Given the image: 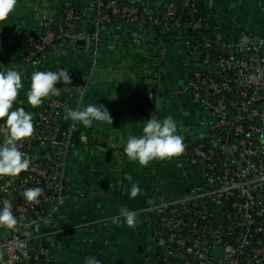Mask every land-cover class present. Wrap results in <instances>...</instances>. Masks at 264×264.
Here are the masks:
<instances>
[{"label": "built area", "instance_id": "built-area-1", "mask_svg": "<svg viewBox=\"0 0 264 264\" xmlns=\"http://www.w3.org/2000/svg\"><path fill=\"white\" fill-rule=\"evenodd\" d=\"M189 1L171 0L165 12L168 28L182 37L185 29L219 30L202 14L197 0H191L189 13L198 19L183 21L178 13ZM65 14L58 33H40L21 54L32 60L58 38L75 49L78 42H85L94 51L93 67L67 94L51 97L41 105L34 127L44 125L45 132L20 145L31 157L27 173L14 180H0V198L12 200L14 213L21 218L15 230H0V252L5 253L2 264H28L32 257L49 260L42 243L59 226L67 200L68 159L77 130L71 121L64 122L65 108H75L78 91L83 88L87 94L94 80L100 39L106 28H113L107 23L114 17L125 18L128 25L138 27V34L148 23H159L158 18L140 15L133 5L121 7L117 0L92 1V32L76 33L75 11L68 9ZM52 19L41 23H51ZM215 41L221 52L211 61L204 58L211 47L209 40L194 41L191 46L201 53V60L192 67L186 91L207 116V131L184 141L182 160L193 174V183L180 197L155 209L163 248L182 264H264V38L246 32L241 34L242 42L232 43L218 32ZM62 126L68 131L61 133ZM35 144L38 149L32 148ZM8 180H12L11 185ZM32 187L42 189L35 205L22 197L24 189ZM32 240L40 243L33 247Z\"/></svg>", "mask_w": 264, "mask_h": 264}, {"label": "crops", "instance_id": "crops-1", "mask_svg": "<svg viewBox=\"0 0 264 264\" xmlns=\"http://www.w3.org/2000/svg\"><path fill=\"white\" fill-rule=\"evenodd\" d=\"M92 1L18 0L7 21L0 22V71H4L7 56L16 44L30 43L28 33L44 19L59 17L66 7L81 8L86 12L85 21L91 22ZM138 1L159 5L162 0ZM197 1L202 14L212 26L230 35L232 43L242 42L241 34L246 32L264 38V0ZM151 33L138 34L122 23L104 30L99 64L84 103L103 104L109 109L113 123H94L90 128L77 126L85 146L74 147L68 159L67 200L59 226L42 243L49 260L32 257L28 264H85V259L91 256L101 264H182L164 250L160 238L158 241L154 238L151 214L164 201L180 197L193 183V174L184 165L182 156L153 161L147 167L130 162L123 153L122 141L130 133L140 134L148 118L163 119L168 115L187 129L181 133L185 141L207 131L204 132L207 116L186 91L192 66L185 39L176 31L165 35L159 57L165 67L156 78L152 63L156 56L155 34ZM81 45L82 48L76 49L63 45L60 53L40 60L31 68L24 67L20 58H14L12 63L24 73V88L18 100L25 102L14 104V108L24 106L34 114L35 108L27 105L25 95L34 71L68 69L72 83L58 82L60 95L78 85L93 67L94 51L85 42ZM127 176L132 177L131 182ZM133 182L142 190V195L135 199L129 196ZM122 208L137 212L135 228L124 223L120 216ZM117 216L120 222L113 223L112 218Z\"/></svg>", "mask_w": 264, "mask_h": 264}, {"label": "clouds", "instance_id": "clouds-1", "mask_svg": "<svg viewBox=\"0 0 264 264\" xmlns=\"http://www.w3.org/2000/svg\"><path fill=\"white\" fill-rule=\"evenodd\" d=\"M18 0H0V22L7 21L10 13L17 6ZM24 73L16 67H8L0 71V180L10 177L13 180L20 174L27 173L31 164V157L21 150L20 145L26 143L27 138L34 135V122L31 111H26L24 101H19L20 90L24 88ZM69 85L72 79L69 70L58 68L55 71H34L30 77V87L26 91V103L31 108L40 107L46 99L58 97L61 88L57 83ZM66 91L68 89H65ZM79 100L75 108H65L64 119L72 122V128L78 125L90 128L94 123L98 125L112 124V116L103 104L84 103L86 90L78 91ZM187 132L183 125L178 124L172 115L163 119L152 116L144 123L140 134H129L122 141L123 153L130 162H138L141 167L149 166L150 162L179 158L185 151L184 135ZM264 142V137L261 138ZM132 181L131 176H127ZM12 180L7 184L11 185ZM142 195L138 183H131L129 196L135 199ZM42 196L40 187L25 188L22 197L29 205L39 203ZM120 216L129 228H135L138 214L127 208H122ZM120 216L113 217V223L120 222ZM21 218L14 213L12 200L0 198V230L13 231L20 226ZM30 235V233H26ZM5 253L0 252V264ZM85 264H101L95 256L85 259Z\"/></svg>", "mask_w": 264, "mask_h": 264}, {"label": "trees", "instance_id": "trees-1", "mask_svg": "<svg viewBox=\"0 0 264 264\" xmlns=\"http://www.w3.org/2000/svg\"><path fill=\"white\" fill-rule=\"evenodd\" d=\"M104 1H109V0H104ZM117 3L121 7L131 6V5L137 7L139 12H140V15H143L144 17L153 16L155 18H158V20H159L158 24L148 23L142 32V33H144L147 31H151V32H154V34H155L153 42H154V45L156 47V56L152 60V63L154 64V68H155L154 75L157 78L158 75H160L161 69H163L165 67L164 63L161 62V64H160V62H159L160 61L159 57H160V54L162 53V49H163V45H164L165 35L171 31H173L171 28L167 27V23H168L167 21H169V20L165 19L166 8H167L168 4L171 3V0H162L159 5L147 4V3H143V2L138 1V0H117ZM191 4H192V2L190 0L189 4L182 11H180V13H178V16H181L183 21H195L198 19L197 15L189 13V9H190ZM68 9H73L75 11L77 17H78L77 19L74 20V24H75L74 31L76 33H79L81 31L92 32V30H93V28L91 27L92 21L91 22L85 21L86 12L83 11L79 7L68 6L64 10H62L59 17L53 18L51 21H49L51 23H48V22L40 23L35 30L30 31L28 34L31 36V43H34L35 41L38 40L40 33H45L48 30H52L55 33H58V30H57L58 25L62 24L63 21L66 19L65 11ZM106 12H109V11L106 10ZM171 21H172V19H171ZM118 23L127 24V20L125 18H122V17H114V18H112V20L110 22L107 23V26L108 25L109 26H116ZM129 26H131L136 32L139 31L137 26H134V25H129ZM21 32H25V30H21ZM218 32L222 33L226 39L230 40L231 36L226 35L220 29L215 30V29H204V28H202V29H199L197 31H192L191 29H185L182 32V35H183V38L185 39V41L191 40V41L187 42V45L189 48V60H190V64L192 67H194L196 65V63L193 62V53L195 50L193 48H191L192 43H194V41H198L200 43H203L206 39L209 40L211 42V47L209 48L208 52L205 54L204 58L209 57V59L211 61L213 59L215 60L218 57L219 51L221 52L219 42L215 41V37H216V34ZM12 37H14V39L17 38L16 35H13ZM29 44L30 43L22 44L21 46L16 44V46L14 47V50H12L7 56L6 63L4 66V70H6L8 67H18V66L13 64L14 58H16V57L20 58L22 60V63H23L22 65L24 67L31 68L34 65H36L40 60L49 58L56 53H60L61 49H62L61 47L63 45H68L65 40L58 38V39L54 40V42L51 43L44 50L43 53L38 54L32 60L28 61L24 58V56L21 53H22V50H24L27 47H30ZM76 46H77V48H82L81 42H78L76 44ZM198 49H200V48L198 47ZM41 110H42L41 106L38 108H35L34 114H33V122H35V120L37 119V116L41 112ZM45 130H46V128L44 125L40 128L34 127V135L43 134L45 132ZM67 131H68L67 126L61 127V133H65ZM80 145L85 146L81 143V133H80V130L77 129L76 130V137L74 138V141H73V148L80 146ZM87 146H89V145H87ZM32 148L38 149L36 144H35V146L33 145ZM45 149H48V148H45ZM151 223H152V233H153L154 238L157 239V241H158V238H160L163 241V234L160 231L159 212L155 211V212H153V214H151ZM39 241L40 240H32V242H31L32 246L33 247L38 246V244L40 243ZM163 246H164V242H163Z\"/></svg>", "mask_w": 264, "mask_h": 264}, {"label": "water", "instance_id": "water-1", "mask_svg": "<svg viewBox=\"0 0 264 264\" xmlns=\"http://www.w3.org/2000/svg\"><path fill=\"white\" fill-rule=\"evenodd\" d=\"M201 60V53L199 51H194L193 53V62L199 63ZM59 139H61V136H59Z\"/></svg>", "mask_w": 264, "mask_h": 264}, {"label": "rangeland", "instance_id": "rangeland-1", "mask_svg": "<svg viewBox=\"0 0 264 264\" xmlns=\"http://www.w3.org/2000/svg\"><path fill=\"white\" fill-rule=\"evenodd\" d=\"M198 109H199V108H198ZM206 129H207V126L204 127V132H205Z\"/></svg>", "mask_w": 264, "mask_h": 264}]
</instances>
